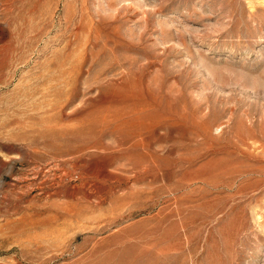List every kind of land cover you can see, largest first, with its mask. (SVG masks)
Listing matches in <instances>:
<instances>
[{"label":"rangeland","instance_id":"1","mask_svg":"<svg viewBox=\"0 0 264 264\" xmlns=\"http://www.w3.org/2000/svg\"><path fill=\"white\" fill-rule=\"evenodd\" d=\"M0 264H264V0H0Z\"/></svg>","mask_w":264,"mask_h":264},{"label":"bare ground","instance_id":"2","mask_svg":"<svg viewBox=\"0 0 264 264\" xmlns=\"http://www.w3.org/2000/svg\"><path fill=\"white\" fill-rule=\"evenodd\" d=\"M141 113H142V112H141ZM116 122H117V121H116ZM98 138H99V137H98ZM133 141H134V140H133ZM135 141H136V140H135ZM135 141H134V143L137 142V141H136V142H135ZM148 141H149V140H148ZM138 142H139V141H138ZM138 142H137V143H138ZM148 143H149V142H148ZM130 144H131V143H130ZM115 145H116V144H115ZM129 146H130V145H128V147H129ZM137 148H138V147H137ZM129 150H130V152L133 151V150H136V146H135V145H134V146H131V147L128 149V151H129ZM137 151H138V150H137ZM125 153H127V152H125ZM128 153H129V152H128ZM122 154H123V153H122ZM129 154H130V153H129ZM131 154H132V153H131ZM131 154H130V155H131ZM130 155H129V156H130ZM132 155H133V154H132ZM132 155H131V158L133 159V156H136V155H133V156H132ZM139 157H140V155H139ZM139 157L136 156V158H135V157H134V158H135V160H137V158H139ZM129 158H130V157H129ZM142 159H143V157L141 156V161H142ZM135 160L133 159V160H132V161H133L132 163H134ZM130 161H131V160H130ZM139 161H140V160H139ZM104 163H105V162H104ZM138 163H139V162H138ZM136 166H137V165H136ZM144 166H145V165H144ZM144 166H143V167H144ZM137 167H138V166H137ZM137 167H135V169H136ZM141 168H142V166H141ZM145 168H146V166H145ZM137 169H138V168H137ZM146 170H147V168H146ZM146 170H145V171H146ZM143 171H144V170H143ZM138 172L140 173V171H138ZM141 172H142V171H141ZM138 175H141V174H137V176H138ZM128 179H129V178H128ZM96 183H97V182H96Z\"/></svg>","mask_w":264,"mask_h":264}]
</instances>
